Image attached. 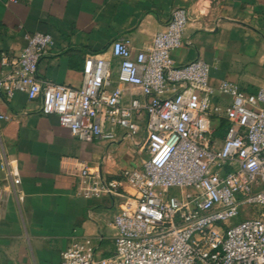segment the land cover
<instances>
[{"label": "built area", "instance_id": "built-area-1", "mask_svg": "<svg viewBox=\"0 0 264 264\" xmlns=\"http://www.w3.org/2000/svg\"><path fill=\"white\" fill-rule=\"evenodd\" d=\"M188 21L186 8L174 7L146 48L134 52L118 38L108 56L86 55L78 88L37 77L49 33L25 34L17 57L1 53L6 98L39 97L41 113L56 114L78 139L115 140L122 131L144 152L105 184L80 171L82 197L111 193L129 205L113 218L111 254L97 255L84 237L61 251L59 264H264V87L247 92L224 80L213 88L204 60L177 65L170 53ZM112 59L119 84L109 88ZM216 93L230 102L216 103Z\"/></svg>", "mask_w": 264, "mask_h": 264}, {"label": "crops", "instance_id": "crops-1", "mask_svg": "<svg viewBox=\"0 0 264 264\" xmlns=\"http://www.w3.org/2000/svg\"><path fill=\"white\" fill-rule=\"evenodd\" d=\"M178 6L189 21L170 53L177 65L204 60L213 88L224 80L247 92L264 87V0H0V56L17 57L27 33H49L37 77L78 88L86 55L108 56L118 38L134 52L146 48ZM8 70L0 64V76ZM117 76L112 59L109 88L119 84ZM213 99L225 105L231 97ZM40 103L23 92L9 99L0 92V115L8 116L0 118V264H59L61 251L84 237L107 256L113 218L129 202L111 193L82 197L79 174L88 168L105 184L137 161L138 145L122 131L115 140H80L56 114H42Z\"/></svg>", "mask_w": 264, "mask_h": 264}, {"label": "trees", "instance_id": "trees-1", "mask_svg": "<svg viewBox=\"0 0 264 264\" xmlns=\"http://www.w3.org/2000/svg\"><path fill=\"white\" fill-rule=\"evenodd\" d=\"M226 122L224 119H220L219 123L215 129V135H217L218 137L222 138L225 134V128H226Z\"/></svg>", "mask_w": 264, "mask_h": 264}, {"label": "rangeland", "instance_id": "rangeland-1", "mask_svg": "<svg viewBox=\"0 0 264 264\" xmlns=\"http://www.w3.org/2000/svg\"><path fill=\"white\" fill-rule=\"evenodd\" d=\"M140 154H141V155H144V152H142V153H140ZM172 191L174 192V191H177V190H172ZM240 219H241V217H238L236 221H238V220H240Z\"/></svg>", "mask_w": 264, "mask_h": 264}]
</instances>
